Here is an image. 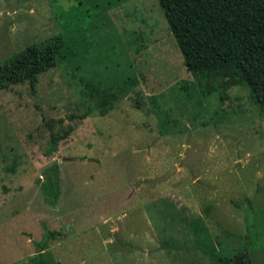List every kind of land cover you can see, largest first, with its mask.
Returning a JSON list of instances; mask_svg holds the SVG:
<instances>
[{"label":"rangeland","instance_id":"374dc122","mask_svg":"<svg viewBox=\"0 0 264 264\" xmlns=\"http://www.w3.org/2000/svg\"><path fill=\"white\" fill-rule=\"evenodd\" d=\"M78 1L0 0V67L28 69L31 50L61 33L57 11ZM109 16L116 43L95 49L129 53L130 91L106 83L118 72L103 61L0 90V264H36L49 231L44 264H222L240 253L264 264V115L249 87L196 80L158 0ZM109 88L104 99H118L103 115ZM55 165L56 199L42 187ZM199 236L205 246L192 244Z\"/></svg>","mask_w":264,"mask_h":264},{"label":"trees","instance_id":"16d2710c","mask_svg":"<svg viewBox=\"0 0 264 264\" xmlns=\"http://www.w3.org/2000/svg\"><path fill=\"white\" fill-rule=\"evenodd\" d=\"M126 2L128 0H81L70 10H58L61 33L31 50L33 53L28 60L30 65L24 72H20L19 68L23 65L18 62L15 69L10 65L0 67V90L8 82L24 81L31 77L34 86L41 70L63 63L70 68L87 64L98 71L100 66L96 65L103 61L107 63L103 66L104 70L118 72L114 80L105 77L106 83H113L111 88L113 85L120 88L125 85L128 86L126 91H130L137 78L129 53L122 51V46L114 45L117 54L105 58V52L99 54L95 49L96 43L102 42L103 47L116 43L112 39L118 30L109 12ZM158 3L178 43L185 65L196 80L206 82V89L213 83L217 89L246 85L264 115V0H158ZM126 73L129 75L124 78ZM111 88L107 89L103 97V104L110 106L103 111V115L113 109L118 99L117 90L110 93L112 102H108V98L104 99ZM52 148L57 150L54 138ZM45 174L42 187L48 197L56 199L60 191L58 167H51ZM56 234L49 231L47 237L53 238ZM47 237L46 241L39 244L38 254L49 247ZM202 241L200 236L194 237L192 244L205 246ZM204 251L212 257L216 255L217 249L209 240ZM37 255L33 258L35 263L44 264ZM246 255L240 253L232 258H219V261L222 264H251Z\"/></svg>","mask_w":264,"mask_h":264},{"label":"water","instance_id":"95a60500","mask_svg":"<svg viewBox=\"0 0 264 264\" xmlns=\"http://www.w3.org/2000/svg\"><path fill=\"white\" fill-rule=\"evenodd\" d=\"M176 170V167H174L170 172H168L166 175L160 177V178H157V179H154L152 181H156V182H160V181H164L166 180L174 171Z\"/></svg>","mask_w":264,"mask_h":264}]
</instances>
